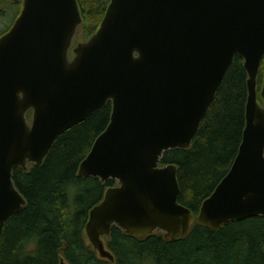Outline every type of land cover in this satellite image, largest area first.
Returning a JSON list of instances; mask_svg holds the SVG:
<instances>
[{
    "label": "water",
    "instance_id": "1",
    "mask_svg": "<svg viewBox=\"0 0 264 264\" xmlns=\"http://www.w3.org/2000/svg\"><path fill=\"white\" fill-rule=\"evenodd\" d=\"M82 25L77 0H23L0 37V235L26 206L14 169L41 165L108 102L110 124L78 170L117 182L85 228L100 258L115 261L106 244L114 226L174 241L196 221L216 231L264 217V0H110L97 32L75 47ZM236 57L248 75L243 140L196 220L179 202L178 167L161 161L191 149Z\"/></svg>",
    "mask_w": 264,
    "mask_h": 264
},
{
    "label": "trees",
    "instance_id": "2",
    "mask_svg": "<svg viewBox=\"0 0 264 264\" xmlns=\"http://www.w3.org/2000/svg\"><path fill=\"white\" fill-rule=\"evenodd\" d=\"M77 1L83 18L79 32L87 40L99 29L110 0ZM22 3L16 0L14 9ZM263 78L264 60L259 92ZM247 81L244 62L236 57L191 149L172 150L162 158V167H178L179 202L196 220L238 155L246 126ZM111 115L108 102L60 136L41 165L14 169L13 181L26 206L0 235V264H264V217L230 222L216 231L196 221L185 237L174 241L162 233L140 240L114 226L106 244L115 261L100 258L85 228L90 211L117 183L80 178L78 170Z\"/></svg>",
    "mask_w": 264,
    "mask_h": 264
},
{
    "label": "rangeland",
    "instance_id": "3",
    "mask_svg": "<svg viewBox=\"0 0 264 264\" xmlns=\"http://www.w3.org/2000/svg\"><path fill=\"white\" fill-rule=\"evenodd\" d=\"M15 1L16 0H0V36L5 35L6 32L9 31L21 10V7L19 8L18 5V9H14L13 4ZM85 40L86 39H84L81 34H78L74 46L76 47L79 43L84 42ZM259 102L261 105L263 104L261 98L259 99Z\"/></svg>",
    "mask_w": 264,
    "mask_h": 264
},
{
    "label": "flooded vegetation",
    "instance_id": "4",
    "mask_svg": "<svg viewBox=\"0 0 264 264\" xmlns=\"http://www.w3.org/2000/svg\"><path fill=\"white\" fill-rule=\"evenodd\" d=\"M22 8H23V3H22ZM22 8H21V11H22ZM21 11H20V13H21ZM20 13H19V15H20ZM19 15H18V17H19Z\"/></svg>",
    "mask_w": 264,
    "mask_h": 264
}]
</instances>
